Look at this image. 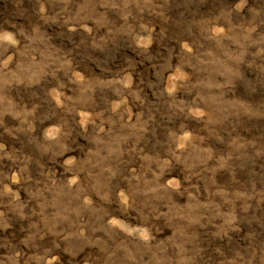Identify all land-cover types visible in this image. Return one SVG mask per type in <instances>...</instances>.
Here are the masks:
<instances>
[{"label": "rangeland", "instance_id": "1", "mask_svg": "<svg viewBox=\"0 0 264 264\" xmlns=\"http://www.w3.org/2000/svg\"><path fill=\"white\" fill-rule=\"evenodd\" d=\"M0 264H264V0H0Z\"/></svg>", "mask_w": 264, "mask_h": 264}]
</instances>
